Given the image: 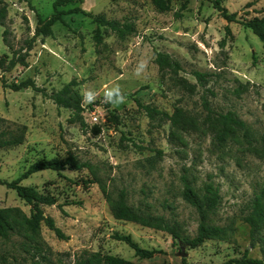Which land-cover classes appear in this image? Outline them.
<instances>
[{
  "label": "rangeland",
  "instance_id": "obj_1",
  "mask_svg": "<svg viewBox=\"0 0 264 264\" xmlns=\"http://www.w3.org/2000/svg\"><path fill=\"white\" fill-rule=\"evenodd\" d=\"M54 1L0 0V61L5 68L21 60L5 73L0 65V77L6 84L31 79L42 90L13 92L0 81V138L22 134L20 144L0 147V181L43 160L86 167L66 164L20 182L56 199L42 209L67 239L44 224L36 238L16 231L0 239V264H73L90 253L105 264H235L244 254L264 264V224L252 235L246 222L256 197L264 200V49L215 8L218 2L249 19L264 14V0H163L165 11L152 0H84L81 8L125 32L100 27L97 38L91 18L71 14L51 36L35 37L38 18L53 13ZM70 82L79 94L77 114L48 98ZM117 86L125 102L106 103L105 91ZM85 90L96 93L93 103L83 102ZM185 181L196 192L212 184L217 208L201 216L182 195ZM121 191L130 206L163 216L183 237H195L201 222L223 233L188 246L166 231L116 220L110 200ZM6 208L30 211L0 184ZM115 234L155 254L139 259Z\"/></svg>",
  "mask_w": 264,
  "mask_h": 264
},
{
  "label": "trees",
  "instance_id": "obj_2",
  "mask_svg": "<svg viewBox=\"0 0 264 264\" xmlns=\"http://www.w3.org/2000/svg\"><path fill=\"white\" fill-rule=\"evenodd\" d=\"M84 0H55L52 4L53 13L47 18H38L35 28V37L38 36H51L52 27L60 22L63 23V16L71 14H80L91 18L97 24L96 37H99L100 27H108L111 31H115L118 34L125 32L124 27H121L115 21H107L102 17L94 16L91 12H87L80 5ZM153 4L160 10L165 11L168 9V5L163 0H152ZM71 5V9L65 10L64 8ZM216 9L220 12L221 17L227 23H238L245 29L250 30L262 43L264 49V14L261 16H255L252 18L238 17L236 13H229L225 8L221 7L218 2L215 3ZM5 18V11L0 9V25L3 24ZM227 34H230L228 27L225 28ZM30 46V45H29ZM28 46V47H29ZM159 61H163L164 58L161 54H158ZM3 61H0L3 72L11 71L16 65L20 64V58H12L7 66L3 68ZM197 77H201L199 73L195 74ZM0 81L4 88H8L13 92H19L26 89H32L36 92H42L36 87L35 82L31 79L24 80L18 84L11 83L6 84L0 77ZM75 86V82H70L62 89L54 92L50 96L51 99L58 107H63L72 110L74 114H77L81 108L78 102L79 94L72 87ZM47 96V94H45ZM4 132L0 133L3 136ZM9 138H0V147L15 146L22 142V134L8 135ZM264 153V152H263ZM67 165L71 169L78 170L86 167L84 164H80L74 160H67ZM65 163H61L57 160L51 161H39L31 164L27 170L21 174L16 180L12 182L0 181V184L6 186L8 189H12L16 192L17 196L30 207L29 215H25L17 208L0 209V239L9 241L11 236L18 233L23 234L28 238H36L39 236V230L41 224H44L49 230H51L58 239L66 240L67 237L62 231L55 225L54 220L49 216H44L43 206H52L57 203L56 199L52 196L39 193L32 187L21 186L20 182L27 179L29 176L40 171H55L60 172L65 169ZM91 183H97L101 191L106 194V188L99 179H95ZM182 195L184 199L193 207L196 208L198 213L203 216L208 212L214 211L219 204L218 190L212 184H206L201 189V192H196L185 181L183 186ZM111 214L116 220L130 222L141 227L163 230L168 232L174 240H179L188 246H195L206 239L212 237H219L223 233V229L201 222L197 228V234L193 238L183 237L176 229V227L170 224L163 216L154 215L147 211H141L133 208L127 203L125 192L121 191L116 199H111ZM62 207L61 205H57ZM246 222L249 224L251 233L254 235L256 231L264 224V200L262 196H257L252 212L247 216ZM114 238L127 244L135 253V256L139 259H151L155 254L154 251H149L139 247V245L133 241L129 235L115 234ZM106 259L99 253H90L85 257H81L73 264H105ZM182 264H185L184 262ZM235 264H262L261 261L248 259L246 254L239 260L235 261Z\"/></svg>",
  "mask_w": 264,
  "mask_h": 264
},
{
  "label": "clouds",
  "instance_id": "obj_3",
  "mask_svg": "<svg viewBox=\"0 0 264 264\" xmlns=\"http://www.w3.org/2000/svg\"><path fill=\"white\" fill-rule=\"evenodd\" d=\"M145 67L143 63L139 65L138 72ZM84 103H93L96 99V93L92 90H85L82 93ZM126 100V96L123 94L121 89L117 86L116 88L107 89L104 93V101L112 105L123 104Z\"/></svg>",
  "mask_w": 264,
  "mask_h": 264
}]
</instances>
